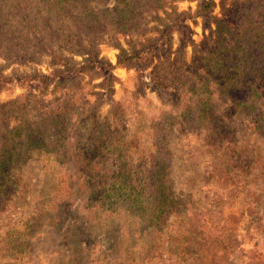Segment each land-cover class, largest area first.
I'll return each mask as SVG.
<instances>
[{"label":"rangeland","instance_id":"rangeland-1","mask_svg":"<svg viewBox=\"0 0 264 264\" xmlns=\"http://www.w3.org/2000/svg\"><path fill=\"white\" fill-rule=\"evenodd\" d=\"M61 3L59 13L39 0H0V71L16 78L50 75L47 91L33 88L27 109L28 129L40 146L17 158L19 189L10 183L0 197V264L127 263L114 244L116 233L108 237L89 228L80 197L60 198L52 181V172H75L65 157L66 142L93 147L95 138L104 140L106 125L114 130L108 120L112 100H125L128 133L141 128L144 135L155 123L174 129L175 203L160 252L153 251L146 264H264V91L252 94L253 84L264 89V0H213L208 14L199 12L202 0ZM182 10L189 12V27L180 37L165 22ZM124 16L130 21L123 27ZM220 19L227 24L222 42ZM149 46L156 51L145 69L120 62ZM57 52L71 64L56 62ZM178 52L196 90L187 92L176 81ZM208 52L217 67L208 63ZM108 74L119 79L105 88ZM24 91L17 85L0 94V131L6 136L20 121L19 113H7V104ZM188 101L191 112L182 114ZM69 102L68 115L63 111L62 122L55 117L48 127L50 112H58L52 108ZM29 217L18 248L19 235L11 231ZM180 226L190 231L185 251L171 238ZM217 229L230 234L231 250L218 240Z\"/></svg>","mask_w":264,"mask_h":264},{"label":"trees","instance_id":"trees-1","mask_svg":"<svg viewBox=\"0 0 264 264\" xmlns=\"http://www.w3.org/2000/svg\"><path fill=\"white\" fill-rule=\"evenodd\" d=\"M34 1L38 0H31L33 3ZM39 1L47 2V5L43 6L44 9L49 10L51 5H56L57 11L61 13L63 8L61 0L54 3L50 0L49 2L47 0ZM202 3L199 12L208 14L213 0H202ZM188 15L189 12L180 11L177 16L171 18L170 23L165 22V25L168 26L167 30L177 32L180 37H183L185 29L189 27ZM128 18L130 17H123V27L129 24L130 19L128 20ZM216 23L217 32H219L222 42L225 39L224 33L227 24L222 19L217 20ZM62 39H65L64 35ZM155 49L156 47L149 46L132 50L120 62H126L141 71L152 61ZM83 51H85L84 48L80 53ZM53 57L56 62L64 66L70 65L73 61L58 52ZM206 59L208 63L211 62L212 68L217 67L214 53L208 52ZM83 67L84 65L79 64L78 70ZM176 69L178 73L176 81L180 85L179 87L185 86L187 92L196 90V81L191 77V74L185 71L184 60L179 52L176 53ZM118 79V77L108 74L101 84L103 87L109 88ZM49 81L50 75L47 74L21 75L16 78L0 71V94L17 85L28 90L7 104V113H19L20 121L8 132L7 136L3 134L2 130L0 131V197L5 194L10 183L19 189V186L16 185H20V180L14 174L17 158L30 156L33 148L40 146L39 141L33 138L34 135L28 129L27 109L33 88L37 87L45 92ZM252 88V94L261 97V91H264L262 85L253 84ZM55 89H59V86H56ZM262 99L264 101V98ZM206 102L208 100L204 101V103ZM184 104L186 107L181 113L189 114L192 108L189 101ZM59 105V107L52 108L58 112L55 115L54 111L50 112L47 118L48 127L51 126L55 117L59 119L60 123L62 122L60 117L63 111L68 115L67 108L70 102L68 106ZM204 106L206 110L209 109L208 105L204 104ZM109 110L108 120L114 121V130L106 125V129L102 130V139L104 140L95 138L93 147L89 145V142L84 146L76 145L75 140L73 143L67 144L66 142L65 146H69H66L68 152L65 157L71 160L70 167L75 172H52L53 186L56 187L57 195L59 194L60 198L66 199L65 197H67V199L74 200V198L80 197L81 206L86 212L84 220L89 228L103 229L102 232L106 233L108 237L114 232L116 233L114 244L123 256H127L126 264H146L145 259L153 255V251L160 252L158 242L165 231L172 205L175 203L173 167L176 151L172 148L174 129L169 126L160 128L155 123L144 130V135L139 130L141 128L128 133L130 127L127 125L128 113L125 100H112ZM159 135L162 138H159ZM88 149H91V152ZM92 150L94 151L92 152ZM120 218L123 220H119ZM30 219L31 217L28 218L24 227L20 228L21 230L14 228V231H11L19 235L15 241L18 248L25 242H18V240L28 235ZM216 231L218 240L225 245L227 250H231L234 241L232 242L230 234L219 229ZM134 234H137L135 242L132 240L135 239ZM148 237H151V240L145 241ZM171 238L175 240L181 251H185L192 243L190 231L186 227L175 228Z\"/></svg>","mask_w":264,"mask_h":264}]
</instances>
